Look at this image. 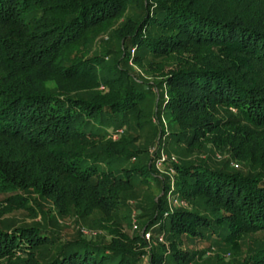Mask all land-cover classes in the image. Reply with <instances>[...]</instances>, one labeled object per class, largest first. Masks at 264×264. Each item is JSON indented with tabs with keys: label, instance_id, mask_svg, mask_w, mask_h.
<instances>
[{
	"label": "trees",
	"instance_id": "1",
	"mask_svg": "<svg viewBox=\"0 0 264 264\" xmlns=\"http://www.w3.org/2000/svg\"><path fill=\"white\" fill-rule=\"evenodd\" d=\"M135 7L141 14L128 15ZM115 24L121 58L106 67L91 48ZM172 59L153 100L151 85L119 64ZM101 87L108 93L95 95ZM150 104L170 126L161 138L186 152L228 151L248 172L168 163L176 193L193 205L172 211L171 187L152 163L121 168L146 152L108 140L134 116L143 124ZM157 184L164 195L151 203L149 227L167 244L116 227L101 245L0 222V262L189 264L197 254L182 251L186 243L222 244L236 256L247 236L264 242V0H0V211L43 221L112 216L125 195ZM239 264H264V243Z\"/></svg>",
	"mask_w": 264,
	"mask_h": 264
},
{
	"label": "rangeland",
	"instance_id": "2",
	"mask_svg": "<svg viewBox=\"0 0 264 264\" xmlns=\"http://www.w3.org/2000/svg\"><path fill=\"white\" fill-rule=\"evenodd\" d=\"M134 12L138 16L141 14V11L135 7L131 9L128 15H132ZM118 25L115 24L112 29L97 34L91 48V56H100L101 62L106 67L112 66L114 60L121 58L119 44L114 39V33ZM106 53L109 56H106ZM175 63L176 61L172 59L165 62L156 60L151 64L149 61H146L141 66L134 65L132 62H129V64L121 62L119 64L123 70L130 72L142 86L148 87L151 85L150 90L154 94L153 100L156 97L160 98L163 96L162 91L158 90L155 84L159 82L162 73L167 74L175 67ZM96 93L105 95L108 93V90L105 87H101L94 94L96 95ZM143 109L145 115V118L142 120L143 124L139 125L137 117L134 116L123 128L110 129V134L113 136H109L108 140L115 143H130L133 150L146 152V155L142 157L133 158L123 163L121 168L132 170L152 163L154 169L157 171L156 176L162 180L165 186L168 187L169 185L171 187L167 201L172 211L192 209L193 205L176 193L175 173L170 169L168 163L182 165L183 163L193 164L208 161L217 166H223L224 163H228L229 168L233 171L248 172L243 165L231 159L228 151L219 152L210 148L188 150L189 152H186L184 147L173 145L170 142L171 139L169 141L168 138H161L162 128L167 132L170 131L167 117L153 104L146 105ZM153 189L146 190L138 186L133 193L125 195L120 200L124 206L120 210L115 211L112 216L103 215L99 211L90 213L89 215L79 212L64 218L56 214V218L53 220L43 221L40 216H34L27 211H12L7 213L0 211V222L5 230L34 227L37 224H41L42 227H48L51 231L57 232L64 240L80 237L86 239L88 242H95L101 245L111 243L112 239L108 230L116 227L130 239L140 236L152 245L158 243L167 244L165 238L159 235L155 228L149 227V220L152 219L151 217L154 213L153 210L149 209L151 203L157 195H164L158 184ZM176 201L179 204L175 203ZM42 204L46 207H51L46 202H42ZM263 243L262 236H247L241 243L242 254L236 256L222 244L208 246L202 242L197 244L186 243L184 247H181V250L190 253V255L192 253L197 254L189 264H239L247 256L254 254L263 246ZM0 264L7 263L0 262ZM139 264H149V257L144 258L143 262Z\"/></svg>",
	"mask_w": 264,
	"mask_h": 264
},
{
	"label": "built area",
	"instance_id": "3",
	"mask_svg": "<svg viewBox=\"0 0 264 264\" xmlns=\"http://www.w3.org/2000/svg\"><path fill=\"white\" fill-rule=\"evenodd\" d=\"M175 203H178V204H179V202H178V201H176Z\"/></svg>",
	"mask_w": 264,
	"mask_h": 264
}]
</instances>
